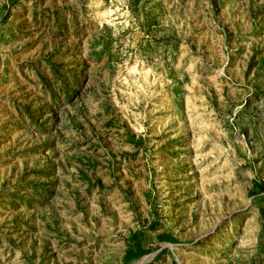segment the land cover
<instances>
[{"label": "rangeland", "instance_id": "rangeland-1", "mask_svg": "<svg viewBox=\"0 0 264 264\" xmlns=\"http://www.w3.org/2000/svg\"><path fill=\"white\" fill-rule=\"evenodd\" d=\"M135 241L264 264V0H0V264Z\"/></svg>", "mask_w": 264, "mask_h": 264}, {"label": "trees", "instance_id": "trees-1", "mask_svg": "<svg viewBox=\"0 0 264 264\" xmlns=\"http://www.w3.org/2000/svg\"><path fill=\"white\" fill-rule=\"evenodd\" d=\"M259 188V185L258 184H255L254 188ZM159 240L160 241H171L172 238H170L168 235L166 234H160L158 236ZM144 254V251L140 248L139 244L137 241L134 242L133 244V247L129 250H127L123 257H122V260H123V263L127 264L129 263L130 261H133L137 258H139L140 256H142Z\"/></svg>", "mask_w": 264, "mask_h": 264}]
</instances>
